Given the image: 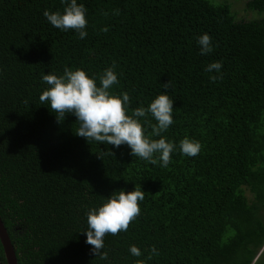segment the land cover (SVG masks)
<instances>
[{
    "label": "trees",
    "instance_id": "trees-1",
    "mask_svg": "<svg viewBox=\"0 0 264 264\" xmlns=\"http://www.w3.org/2000/svg\"><path fill=\"white\" fill-rule=\"evenodd\" d=\"M78 3L84 39L44 17L63 12L61 0H0V216L18 263L264 264V0L246 3L260 15L251 20H238L227 0ZM203 33L214 45L207 55ZM215 61L221 72L209 74ZM113 65L119 83L110 91L129 93L128 114L162 92L174 100L162 133L176 145L167 167L126 144L88 142L73 114L58 121L40 105L43 75L80 68L99 84ZM140 119L159 139L151 114ZM186 137L201 144L197 156L181 153ZM134 188L145 191L141 214L126 232L106 234L102 260L85 242L87 213Z\"/></svg>",
    "mask_w": 264,
    "mask_h": 264
},
{
    "label": "clouds",
    "instance_id": "clouds-1",
    "mask_svg": "<svg viewBox=\"0 0 264 264\" xmlns=\"http://www.w3.org/2000/svg\"><path fill=\"white\" fill-rule=\"evenodd\" d=\"M65 5L64 11L51 12L45 10L43 15L55 28L61 31L73 30L78 33L80 39L87 36L86 19L87 9L78 0H61ZM107 31V28L103 29ZM201 55H207L213 51L212 38L208 33H203L197 39ZM222 63L215 61L208 64L205 71L209 74L220 73ZM115 65L104 70L97 77L89 75L85 70L77 68L71 70L65 68L62 75L48 73L42 76V81L48 86L39 96L40 105L48 106L55 113L58 121H63L66 114H73L78 122L75 131L77 136L100 144H110L119 148L126 144L131 155L150 162L152 165L167 167L172 159V153L176 150L174 142L162 135L173 124V103L166 92L157 95L145 108L138 107L128 114L130 105L129 93L115 94L112 87L119 83ZM222 77L210 75L212 81ZM170 81L164 84L167 89ZM148 114L156 121L153 125L152 135L159 139H152L146 135L144 121L140 118ZM201 150V144L190 138L180 141V151L188 157H195ZM114 155V153H112ZM145 191L134 188L125 192H112L110 196L98 207L91 208L87 213L86 243L92 246L95 256L102 260L108 259L104 252V237L106 234L116 235L126 232L129 224L141 214L138 201H143ZM153 254H158L155 246L151 249ZM132 256L142 255L141 249L135 245L130 246Z\"/></svg>",
    "mask_w": 264,
    "mask_h": 264
},
{
    "label": "water",
    "instance_id": "water-1",
    "mask_svg": "<svg viewBox=\"0 0 264 264\" xmlns=\"http://www.w3.org/2000/svg\"><path fill=\"white\" fill-rule=\"evenodd\" d=\"M0 240L4 248L7 264H19L14 245L0 216Z\"/></svg>",
    "mask_w": 264,
    "mask_h": 264
},
{
    "label": "rangeland",
    "instance_id": "rangeland-1",
    "mask_svg": "<svg viewBox=\"0 0 264 264\" xmlns=\"http://www.w3.org/2000/svg\"><path fill=\"white\" fill-rule=\"evenodd\" d=\"M216 1H220V0H216ZM227 2H229L232 5L233 10L237 14L238 20H251V19L259 18L260 16L256 11L248 9L246 7V3L248 2V0H227Z\"/></svg>",
    "mask_w": 264,
    "mask_h": 264
}]
</instances>
